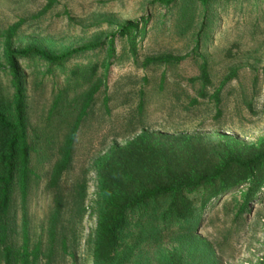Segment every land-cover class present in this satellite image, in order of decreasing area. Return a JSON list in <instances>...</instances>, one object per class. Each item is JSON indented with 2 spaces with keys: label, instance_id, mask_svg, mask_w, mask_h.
I'll return each mask as SVG.
<instances>
[{
  "label": "rangeland",
  "instance_id": "374dc122",
  "mask_svg": "<svg viewBox=\"0 0 264 264\" xmlns=\"http://www.w3.org/2000/svg\"><path fill=\"white\" fill-rule=\"evenodd\" d=\"M50 1L52 6L45 10ZM184 5L183 0L170 6L153 0H0L3 61L1 36L20 19L25 21L14 45L35 44L53 52L110 39L128 20L139 21L140 29L147 23V35L139 40V62L118 60L108 72L98 70L93 82L100 83V92L80 123L72 164L60 181L53 182L54 169L91 86L82 80V72L76 77L72 71L121 59L128 45L125 38H117L112 59L105 50L95 49L51 69L40 58L20 59L35 174L27 205L16 196L11 223L20 245L27 217L32 245H40L36 264H94L99 192L96 161L115 144H125L145 130L212 138L225 133L248 143L264 138V0H220L206 12L195 5L198 18L192 28L191 18L183 14ZM204 18L212 21L207 29L210 37L196 50ZM163 54L187 58L173 66H141L144 58ZM203 57L210 64L211 94L233 69L237 73L222 90L220 117L214 102L199 97L201 82L190 81L200 75ZM1 79L13 93L8 70L1 73ZM61 91L65 93L61 105L53 111ZM194 98L200 103L191 105ZM244 191L246 187H241L214 200L195 225L196 233L209 242L217 264H258L264 256V191L250 204V210L238 216ZM132 217L134 224L146 222H140L137 214ZM188 238L184 228L175 225L143 242L133 264H157L158 253L180 252Z\"/></svg>",
  "mask_w": 264,
  "mask_h": 264
},
{
  "label": "trees",
  "instance_id": "16d2710c",
  "mask_svg": "<svg viewBox=\"0 0 264 264\" xmlns=\"http://www.w3.org/2000/svg\"><path fill=\"white\" fill-rule=\"evenodd\" d=\"M179 0H153L170 6ZM183 14L189 16L190 27L197 21L195 5L205 8L220 0H183ZM53 4L50 1L45 8ZM190 14V15H189ZM24 19L10 25L1 36L5 61L0 58V264H36L40 245H32L27 217L23 221L21 244L15 241V224L11 213L16 196L26 206L31 193L35 171L31 165L32 144L28 133V102L20 59L40 58L52 67H61L72 57L95 49L105 50L107 58L116 55L117 38H125L128 48L114 61L93 63L89 67H77L76 77L84 74L90 88L82 98L78 120L66 135L62 158L56 164L53 182L60 181L70 168L82 119L88 114L101 85L93 82L98 70L109 71L112 62L132 59L139 62V40L147 35L146 24L128 20L110 39L53 52L43 46L29 44L16 47L14 40ZM212 21L204 18L196 37V50L208 40L207 29ZM187 58L186 55L163 54L148 56L141 66H173ZM89 69V71H88ZM8 70L11 75V93L1 79ZM237 76L229 73L218 89L210 93L212 84L210 64L203 57L200 75L191 82L200 81L199 97L214 102L217 117L222 115L221 93ZM61 91L53 105L58 109L64 96ZM108 98H105L107 103ZM200 103L198 98L191 105ZM144 102L140 107L143 109ZM98 173V226L93 247L94 264H133L140 246L155 235L180 225L188 234V240L180 246V252L157 254V264H217L209 242L196 233V227L214 200H220L233 190L246 187L242 194L238 216L250 210V204L264 191V138L255 143L241 141L230 134L221 133L217 138L199 133L143 131L125 144H115L109 152L96 161ZM85 192L82 200H85ZM80 213L83 214V211ZM133 214L145 224H134ZM150 220L151 222H147ZM138 221V222H139ZM156 224V225H155ZM52 226L51 236L54 233ZM67 248V247H65ZM142 249V248H141ZM258 264H264V256Z\"/></svg>",
  "mask_w": 264,
  "mask_h": 264
}]
</instances>
